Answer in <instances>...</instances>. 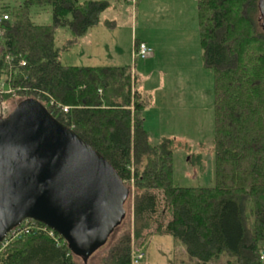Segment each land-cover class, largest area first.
<instances>
[{
	"label": "trees",
	"instance_id": "obj_1",
	"mask_svg": "<svg viewBox=\"0 0 264 264\" xmlns=\"http://www.w3.org/2000/svg\"><path fill=\"white\" fill-rule=\"evenodd\" d=\"M261 1L197 0L204 64L215 71L216 184L188 187L173 182L177 139L150 140L143 113L152 98L136 89L130 68L61 62L62 50L100 22L108 1L0 0V13L9 14L0 23V83L46 106L106 157L123 181L131 178L132 161L137 165L132 226L124 222L125 215L107 241L104 264H130L135 239L148 237L144 231L155 223V234L181 240L197 264H264ZM47 7L53 22H35L32 11ZM63 27L71 38L57 47L56 30ZM13 95L0 90V107ZM50 97L69 105V112L54 110L47 103ZM79 259L88 263L63 237L58 244L43 231L11 241L0 253V264H81Z\"/></svg>",
	"mask_w": 264,
	"mask_h": 264
},
{
	"label": "rangeland",
	"instance_id": "obj_2",
	"mask_svg": "<svg viewBox=\"0 0 264 264\" xmlns=\"http://www.w3.org/2000/svg\"><path fill=\"white\" fill-rule=\"evenodd\" d=\"M106 1L110 6L101 14L100 22L78 42L62 50L61 62L67 66H125L137 72L138 81L145 82L143 92L152 98L143 113L151 142L159 144L165 137L177 139L172 160L173 182L188 187L215 185V71L204 64L197 0ZM32 18L39 24L53 22L49 7L39 13L33 10ZM261 20L262 23L264 19ZM107 21L114 24L109 26ZM70 38L68 28L56 30L57 47ZM137 42L147 44L154 52L147 59L135 60ZM154 87V91H149ZM11 93L16 96L3 101L0 118L28 99L21 98L18 91ZM129 167L132 175L125 181L131 192L125 204L124 222L132 226L137 165L132 161ZM143 167L144 163L139 169ZM155 191L163 198L161 191ZM168 219L166 215L165 220ZM156 225L144 231L145 235L150 233L148 237L134 241L145 254L142 264H197L190 261L181 240L169 234H155ZM110 245L111 242L97 250L87 264H104ZM78 261L84 264L82 259ZM225 261L210 264H226Z\"/></svg>",
	"mask_w": 264,
	"mask_h": 264
},
{
	"label": "water",
	"instance_id": "obj_3",
	"mask_svg": "<svg viewBox=\"0 0 264 264\" xmlns=\"http://www.w3.org/2000/svg\"><path fill=\"white\" fill-rule=\"evenodd\" d=\"M129 194L110 161L37 99L0 118V243L32 218L87 262L123 221Z\"/></svg>",
	"mask_w": 264,
	"mask_h": 264
},
{
	"label": "built area",
	"instance_id": "obj_4",
	"mask_svg": "<svg viewBox=\"0 0 264 264\" xmlns=\"http://www.w3.org/2000/svg\"><path fill=\"white\" fill-rule=\"evenodd\" d=\"M7 19H9L8 13H2V14L0 13V23ZM2 34H3V30L0 29V36ZM153 52H154L153 49L149 47L147 44L143 42L136 43V46H135V58L136 59H147L148 56L152 54ZM25 63L26 62L24 60L20 62L21 65H25ZM4 84L5 83L0 84V90L2 92H13L14 91L12 87H9L7 90H4L5 89ZM47 103L58 113H68L71 108L69 105H64L53 97H50ZM36 231H43L47 233L58 244H60V237L54 229L48 227L45 224H40L35 220L28 219L9 232L7 237L0 244V253L11 241L15 239H20L23 236L27 234H31ZM144 259H145V254L143 253L142 249L137 247L135 244H133L130 264H142ZM261 260L264 261V253L261 256Z\"/></svg>",
	"mask_w": 264,
	"mask_h": 264
},
{
	"label": "crops",
	"instance_id": "obj_5",
	"mask_svg": "<svg viewBox=\"0 0 264 264\" xmlns=\"http://www.w3.org/2000/svg\"><path fill=\"white\" fill-rule=\"evenodd\" d=\"M91 29V28H90ZM89 29V30H90ZM89 32V31H88ZM87 32V33H88ZM86 33V34H87ZM83 37V36H82ZM68 40V39H67ZM138 60V59H137ZM136 62H139V61H136ZM136 71V70H135ZM133 72V71H132ZM135 75H136V80H135V87H136V89L138 90V91H140L142 94H145L146 92H143V91H145V87H144V81L142 80H140L139 79V81H138V78H139V74L136 72V73H134ZM150 76V75H149ZM149 76H147V77H149ZM141 82V83H140ZM138 83H140V85L138 84ZM147 85V84H146ZM138 87V88H137ZM156 88L154 87V88H149V91H154ZM150 95V94H149ZM149 108V106L145 109V111L147 110Z\"/></svg>",
	"mask_w": 264,
	"mask_h": 264
}]
</instances>
